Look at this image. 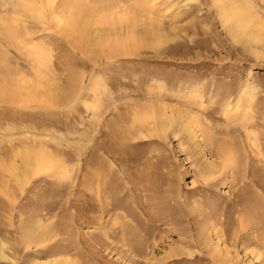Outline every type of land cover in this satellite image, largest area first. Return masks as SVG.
<instances>
[{"label":"rangeland","instance_id":"rangeland-1","mask_svg":"<svg viewBox=\"0 0 264 264\" xmlns=\"http://www.w3.org/2000/svg\"><path fill=\"white\" fill-rule=\"evenodd\" d=\"M53 2L45 18L0 12V85L12 83L0 96V264H264V190L249 176L264 182V45L237 42L212 0H89L103 17L83 39ZM244 2L264 20V0ZM119 41L129 53L114 51ZM35 72L49 88L23 87ZM71 91L70 102L44 100ZM149 106L173 123L136 121ZM222 140L246 161L244 179L243 165L222 170ZM27 148L56 164L22 188L12 177ZM243 183L240 204L228 205ZM40 223L56 234L23 243L27 230L44 234Z\"/></svg>","mask_w":264,"mask_h":264},{"label":"bare ground","instance_id":"bare-ground-1","mask_svg":"<svg viewBox=\"0 0 264 264\" xmlns=\"http://www.w3.org/2000/svg\"><path fill=\"white\" fill-rule=\"evenodd\" d=\"M213 1V5H215V6H218V8H219V11H220V13H221V15H222V18H223V20H224V23H225V25H227V28H228V31L230 32V34L232 35V37H234L235 38V40L237 41V42H239V43H242V44H247V45H251V44H253V45H255V46H258V45H264V20H262L261 18L262 17H260L258 14V12H255V10H252V7L250 6L251 4H248V3H246V2H244L243 0H212ZM53 2V0H0V12H5L6 13V11H8V10H10L11 12H9V13H12V15L13 14H15V15H17V18L19 19L20 17H23V18H25L26 16H29V18H33V16L34 15H37L39 18L40 17H42L43 16V18H45L46 16H47V10H46V8L45 7H47V5H50V6H52L51 5V3ZM54 2H55V0H54ZM53 2V3H54ZM62 7L64 8V10H63V8H62V10H59L60 9V6L58 7V10L61 12V13H67V17H66V19H65V21L64 20H62L63 22H64V24H66L67 26H70L71 28H73L74 29V31H75V33H77L78 34V36L80 37V38H82L83 39V37L85 36V35H87V34H89V31L91 30L90 29V27L92 26V23L94 24V22H99V19H102V17L103 16H101V14L102 13H99L98 12V14H95V11H90V6L89 7H87L89 4V0H62ZM88 5H87V4ZM91 3V2H90ZM58 4H59V1H58ZM86 5V6H85ZM92 5V4H91ZM56 6H57V4H56ZM108 6V5H107ZM103 7V6H102ZM110 8H112V7H110ZM48 9V8H47ZM51 9V8H50ZM52 9H54L53 7H52ZM254 9V8H253ZM51 11V10H50ZM97 11V10H96ZM101 11H102V9H101ZM16 12V13H15ZM53 12V11H52ZM52 12H50V13H52ZM56 13V12H55ZM97 13V12H96ZM1 14V13H0ZM53 14V13H52ZM58 14V12L56 13V15ZM135 14V13H134ZM8 15V14H7ZM6 15V16H7ZM56 15H55V18H56ZM103 15V14H102ZM1 16V15H0ZM3 16V15H2ZM25 16V17H24ZM37 16H35V18H37ZM59 16V15H58ZM57 16V17H58ZM64 16V15H63ZM123 17H124V21H125V23H126V25H129V24H127V23H131L130 25L132 26V24H134V19L135 18H132L131 16H129V15H122ZM122 16L120 17V19L119 20H121L122 19ZM9 17H11V15H9ZM16 17V16H15ZM61 17V19H62V16H60ZM119 17V16H118ZM3 18V17H2ZM8 18V17H7ZM64 18H65V16H64ZM112 18V17H111ZM6 19V18H5ZM4 19V20H5ZM9 19H13L12 17L11 18H9ZM18 19H17V21H18ZM26 19V18H25ZM25 19H23V22H24V20ZM54 19V18H53ZM58 19V21L57 22H59V21H61V19H59V17L57 18ZM113 19V18H112ZM34 20V19H33ZM33 20H32V22H33ZM38 20H41V19H38ZM44 20L45 19H42V21L44 22ZM117 20V19H116ZM21 21V20H20ZM30 21V20H29ZM56 21V20H55ZM102 21V20H101ZM9 22V21H8ZM13 22H16V21H14L13 20ZM27 21H25V23H26ZM41 22V21H40ZM42 22V23H43ZM56 22V23H57ZM103 22V21H102ZM111 22H114V19H113V21H111ZM7 23V22H6ZM5 23V24H6ZM22 23V22H21ZM20 23V24H21ZM29 23H31V21L29 22ZM115 23H116V21H115ZM3 24H4V22H3ZM4 24V25H5ZM8 24V23H7ZM6 24V25H7ZM13 23H11V25H12ZM27 24V23H26ZM122 24V23H121ZM135 25V24H134ZM8 27L10 26L9 24L7 25ZM5 27V26H4ZM12 27H14V26H12ZM7 29V28H6ZM6 29H4V30H6ZM15 29H16V26H15ZM19 29V28H18ZM9 30V29H8ZM7 30V32L9 33L10 32V30L8 31ZM13 30V29H12ZM14 31V30H13ZM17 32H19V31H17ZM146 33H152L153 35L155 34V35H157V37H158V28L157 29H151V28H147L146 29V32L144 33V34H146ZM5 34H6V31H5ZM128 34V33H127ZM8 35V34H7ZM14 35V34H13ZM13 35H12V37H13ZM19 35V34H18ZM101 35V34H100ZM5 36V35H4ZM16 36V35H15ZM21 36V35H20ZM11 37V36H10ZM77 37V36H76ZM104 37V36H103ZM128 37H131L130 36V33H129V36ZM133 37H135V35L133 36ZM140 37H142V36H140ZM78 38V37H77ZM117 38H119V37H117ZM142 38H144V37H142ZM160 38H162L161 36H160ZM3 39V38H2ZM123 39V38H122ZM121 39V40H122ZM137 39V38H136ZM11 40H12V38H11ZM74 40V39H73ZM138 40V39H137ZM77 41H80V40H77ZM124 41V40H123ZM10 42V41H9ZM79 43V42H78ZM125 43V42H124ZM124 43L122 42V41H119L117 44H115V47H116V49H114V51H122L123 53H129L130 51H127V50H125V48L124 49H122L123 48V45H124ZM6 44V43H5ZM10 44V43H9ZM81 44V43H80ZM133 44V43H132ZM130 50V49H129ZM133 50V49H132ZM25 51V50H24ZM113 51V53H112V55H116V54H114L115 52ZM123 53H118V54H123ZM1 54V53H0ZM3 54V53H2ZM44 54V53H43ZM111 54V53H110ZM32 55H34V54H32ZM35 56V55H34ZM43 56V55H42ZM41 56V57H42ZM3 56H1V58H2ZM38 57V56H37ZM45 57V56H44ZM0 58V59H1ZM4 58H5V55H4ZM47 58V57H46ZM49 59H51L50 57H49ZM34 60H35V58H34ZM37 60H38V58H37ZM40 60V59H39ZM0 61H3V60H0ZM31 61V60H30ZM48 61H50V60H48ZM51 62V61H50ZM2 63H4L3 65H5V62H2ZM1 62H0V69L2 70V69H4L3 68V65H1L2 64ZM41 63V62H40ZM38 65V64H37ZM32 66V65H31ZM7 67V66H6ZM5 67V68H6ZM36 68H37V66H36ZM41 68V67H40ZM43 68V67H42ZM39 69V68H38ZM6 70H8V68H6ZM6 70H5V72H4V74L6 73ZM37 70V69H36ZM40 70H43V69H40ZM4 71V70H3ZM1 72V71H0ZM9 72V71H8ZM32 72V71H31ZM43 72V71H42ZM33 73H34V71H33ZM36 73V72H35ZM1 74V73H0ZM7 74V73H6ZM31 74V73H30ZM36 76H35V78H34V80H31L30 82H31V84L28 86H23V87H25V89H26V87H28V88H31L32 87V90H33V92L35 93V91H34V87L36 86V87H39L40 85H41V87L43 86V87H45L46 89L47 88H49V86H48V84L49 83H47L48 81H47V79L44 81V80H42V78L41 77H43V76H41L40 75V73L38 72V73H36L35 74ZM43 75V74H42ZM1 76V75H0ZM4 76V75H3ZM40 76V78H38ZM2 77V76H1ZM5 78H9V77H5ZM44 78V77H43ZM12 79V78H11ZM33 81V82H32ZM1 82V81H0ZM96 82V81H95ZM3 83V85H0V90H1V92H0V96H4V97H7V95H8V93L9 92H11V88L9 87L12 83L11 82H9V84H8V82L6 83V81H4V82H2ZM17 83H19V82H17ZM29 83V82H28ZM92 85V84H91ZM4 86V87H3ZM17 86H19V85H17ZM17 86H15L16 88H17ZM20 87V86H19ZM22 88V87H21ZM20 88V89H21ZM92 88H94V87H92ZM19 89V90H20ZM14 90V89H13ZM17 90V89H16ZM28 90V89H27ZM38 89H36V91H37ZM50 90V89H49ZM29 91V90H28ZM58 92V91H57ZM57 92H51V93H53L52 95H48V96H45V98H44V100H45V102H49V103H51L52 102V104H54V105H58V104H60V103H65V102H67V101H69V100H71L70 98L73 96V93H72V91H71V93H67V95L66 96H59L58 94H57ZM70 92V91H69ZM74 92V91H73ZM32 93V92H31ZM76 93L77 92H74V95H76ZM9 94H11V93H9ZM10 96V95H9ZM74 97V96H73ZM28 98V97H27ZM31 98V97H30ZM24 99V98H23ZM32 99V98H31ZM43 99V98H42ZM29 100V99H28ZM54 102V103H53ZM70 102V101H69ZM68 104V103H67ZM64 105V104H63ZM151 106H149V108L147 107V108H144L143 109V111H139L140 113L136 116H134V118L135 117H137V118H135V120L136 121H138L139 123H141V124H144V123H147V121L148 120H152V118H154L153 120H156V122H159V125H161V122L163 121V120H166V122H168V124H169V122H172L173 121V119L172 118H167L166 116H162V115H167V114H165V113H162L161 115H159V111H157V110H159L158 108H157V110H156V108H154V110L152 109V108H150ZM95 108V107H94ZM156 112V113H155ZM157 112H158V114H157ZM164 112V111H163ZM99 115V113L98 112H93V116H98ZM173 116V115H172ZM168 117H170V116H168ZM96 118H98V117H96ZM149 118V119H148ZM241 118V117H240ZM188 119H189V117H188ZM242 119V118H241ZM99 120V119H98ZM180 120H181V118H180ZM243 120V119H242ZM174 121H175V119H174ZM191 121V120H190ZM193 122L195 123V121H194V119H193ZM173 123V122H172ZM177 123H178V121H177ZM176 123V124H177ZM175 124V123H174ZM146 125V124H145ZM179 125V124H178ZM192 125V124H191ZM191 125H190V127H191ZM194 125H196V124H194ZM197 126H199V124L197 125ZM195 126H193V128H194ZM187 128V127H186ZM197 128V127H196ZM199 128V127H198ZM184 129V127H182L181 129H180V127H179V130H181L182 132L185 130H183ZM159 130H161V129H158V132H155V133H157L158 135L159 134H163L164 132L163 131H160L159 132ZM188 131V130H187ZM235 131V130H234ZM189 132H190V130H189ZM188 132V133H189ZM191 132H192V130H191ZM190 132V133H191ZM196 132V131H195ZM127 133V132H126ZM184 133V132H183ZM185 133H187V132H185ZM187 133V134H188ZM193 134V133H192ZM205 134V133H204ZM207 132H206V137H207ZM210 134V133H209ZM208 134V135H209ZM213 134V133H212ZM212 134L211 135H209L210 137L212 136ZM227 134V133H226ZM193 136V135H192ZM204 136V135H203ZM207 137V138H209V140L210 141H212V138H210V137ZM205 137V136H204ZM214 137V136H213ZM229 137V136H228ZM207 138H205V141H206V139ZM230 138V137H229ZM231 138H232V135H231ZM32 139V138H31ZM55 139V138H54ZM213 139H215V138H213ZM208 140V141H209ZM215 140H217V139H215ZM220 140V139H219ZM224 140H226V139H224ZM224 140H222V141H224ZM233 140V139H232ZM238 140H240V139H238ZM53 141V140H52ZM209 141V142H210ZM221 141V144L219 145L220 147H221V149H218L219 148V146H218V150L217 151H215L216 152V154L218 155V156H220V158H222V170H225L226 168H228V169H231L233 172H234V166L237 164V166L236 167H238V163H237V160H238V158H236V154H235V152H233V151H231L230 150V147L231 146H227V150H225L224 148H222L223 147V143H225V141L224 142H222ZM54 142V141H53ZM208 142V143H209ZM213 142L214 143H216V144H219V142L217 141H214L213 140ZM226 142H230V140L228 141H226ZM233 142H236V141H233ZM239 142V141H238ZM40 143V142H39ZM206 143H207V141H206ZM212 143V142H211ZM210 143V144H211ZM44 144V143H43ZM210 144H207V145H209L210 146ZM215 144V145H216ZM226 144V143H225ZM224 144V145H225ZM227 144H229V145H235L234 143H227ZM214 145V144H213ZM212 145V146H213ZM222 145V146H221ZM239 145L241 146V144L239 143ZM208 146V147H209ZM212 146H211V148H212ZM39 147H41V146H39ZM233 147V146H232ZM235 147V146H234ZM36 148H38V147H36ZM46 148V147H45ZM215 147L213 146V148L212 149H214ZM242 148V147H241ZM28 149V148H27ZM26 149V150H27ZM33 149V148H32ZM41 149V148H40ZM43 149H44V147H43ZM209 149V148H208ZM25 149H24V151H19V153L17 154V156H19V158H20V165H21V167H20V169H18V171H17V173L16 174H14V177H12V178H15V180L17 181V183H18V185L20 186V187H22L23 188V186L26 184V183H28V181H29V179H31V177L33 176V174H36V172H40V171H42V170H44L45 168H47V167H50V166H52L54 163H55V161L53 162V159L51 158V156H49V155H46V154H44V153H40L39 151H36L35 153H31V152H34V151H31V150H27L26 151ZM215 150V149H214ZM29 151H31V152H29ZM210 151H211V149H210ZM241 151V150H240ZM37 152H39V153H37ZM210 153H212V155H213V150H212V152H210ZM216 154H214L215 156H217ZM239 154V153H238ZM237 154V157H239L240 155H241V157H242V154H240V155H238ZM245 154V153H244ZM59 156V155H58ZM217 156V157H218ZM246 157V156H245ZM54 158V157H53ZM160 158V157H159ZM60 159V158H59ZM246 159V158H245ZM211 161V160H210ZM241 161H242V159H241ZM243 161H245L244 160V155H243ZM249 162V161H248ZM59 163V162H58ZM200 163V162H199ZM244 163H246V161L244 162ZM244 163L242 164L243 165V172H242V178L244 179V177L246 176L244 173H247L246 171H245V169H247L245 166H246V164L244 165ZM56 164V163H55ZM205 166H206V164H207V166L209 165L208 164V162H206V160H205ZM58 165V164H57ZM234 165V166H233ZM242 165H239V166H241V168H242ZM11 167V166H10ZM214 167H216L214 164H210V167H209V171L205 168V167H203V168H205L209 173L207 174V175H204V181H207L208 179L210 180V179H213L212 177H214V170H216V169H214ZM14 168V169H13ZM13 170H15V167L13 166ZM18 168V167H17ZM16 168V169H17ZM90 168V167H89ZM240 168V167H239ZM240 168V169H241ZM250 168V167H249ZM61 169V168H60ZM201 169V168H200ZM236 171H238V168L237 169H235ZM228 171V170H227ZM245 171V172H244ZM206 172V171H205ZM220 172V171H219ZM221 173V172H220ZM219 173V174H220ZM225 173V172H224ZM237 173V172H236ZM12 174V175H13ZM235 174V173H234ZM249 174V173H248ZM11 175V174H10ZM222 175V174H221ZM255 175V174H254ZM100 176V175H99ZM220 176V175H219ZM249 176H250V178H251V180H252V182H253V185H254V183L256 184V187H259L260 189H262V190H264V182H262V180H259V179H257V178H255L252 174H251V170H250V174H249ZM216 177V176H215ZM233 177V176H232ZM257 177V176H256ZM66 178V177H65ZM235 178V177H234ZM241 178V179H242ZM68 179V178H67ZM262 179V178H261ZM235 180V179H234ZM233 180V181H234ZM16 181H15V183H16ZM107 181V180H106ZM232 181V182H233ZM241 182V181H240ZM74 183V182H73ZM123 183V182H122ZM84 184V183H83ZM100 184V183H99ZM113 184H114V182H113ZM17 185V186H18ZM94 185V184H93ZM112 185V184H111ZM115 185V184H114ZM95 186V185H94ZM20 187H18V188H20ZM102 187H103V185H102ZM126 187V186H125ZM106 188H108V187H106ZM112 188H113V185H112ZM91 190V189H90ZM103 191V190H102ZM248 191V188H247V186H246V184L245 183H243V185L241 186L240 185V188H238L237 189V191L236 192H234L233 193V197L232 198H230V200L228 201V205H231L232 207H234V208H237V206L240 204V202H241V198L243 197V195L246 193ZM105 192V191H104ZM108 192V191H107ZM111 191H109V193H110ZM254 192V191H253ZM121 193V192H120ZM258 193V192H257ZM257 193H255V195L257 194ZM260 193V192H259ZM259 193H258V195H259ZM113 195V193L111 192L110 194H108V195H110V196H112ZM117 194V193H116ZM254 194V193H253ZM106 195V194H105ZM231 195V194H230ZM114 196H116L115 194H114ZM98 197V196H97ZM231 197V196H230ZM257 197H259V198H262V197H260V195L259 196H257ZM256 196H255V198H257ZM99 198V197H98ZM105 198V197H104ZM112 198H113V196H112ZM258 198V199H259ZM113 199H116V198H113ZM118 200V199H117ZM125 201V200H124ZM123 202V201H122ZM261 202H263V200L261 201ZM108 203V202H107ZM117 203V202H116ZM125 204V203H124ZM222 205V204H221ZM242 205H244V204H242ZM20 209V208H19ZM210 209V208H209ZM223 209V208H222ZM221 209V210H222ZM35 211V210H34ZM71 211V210H70ZM236 211V210H235ZM10 212V211H9ZM208 212V211H207ZM212 212V211H211ZM206 213V212H205ZM238 213V212H237ZM208 214H209V212H208ZM208 214H206V216L208 215ZM217 214V213H216ZM231 214V213H230ZM240 214H241V212H240ZM2 215V214H1ZM34 215V214H33ZM211 215H212V213H211ZM247 216V215H246ZM0 217H3V216H0ZM34 217V216H33ZM212 217V216H211ZM220 217V216H219ZM233 218V217H232ZM243 218V217H242ZM217 219V218H216ZM247 219V218H246ZM218 220V219H217ZM245 220V219H244ZM253 220V219H252ZM30 221V220H29ZM212 221V220H211ZM246 221V220H245ZM245 221H244V223H245ZM21 222H22V220H21ZM28 222V221H27ZM31 222V221H30ZM23 223V222H22ZM30 224V223H29ZM36 224V223H35ZM41 225H43L42 223H40ZM66 224V223H65ZM70 224V223H69ZM243 224V223H242ZM24 225V224H23ZM31 225V224H30ZM52 225H54V224H52ZM51 225V226H52ZM40 226V225H39ZM39 226H34L35 227V230H33V232H37V230H38V227ZM43 226H46V225H43ZM42 226V227H43ZM50 226V225H49ZM49 226H46V228L44 227V229L42 228V230H41V227L39 228V230L41 231V233L42 232H44V234H40L39 236H36V234L35 235H32V236H30V234H32V233H30L29 232V230H27L28 228H31V226L30 227H28L27 228V226H26V228L24 227V226H21V230H22V227H23V230H27L26 231V233H24L25 235H24V238H23V243L25 242V244L26 245H28L29 243H40V242H46V241H48V240H50V238L51 237H53V235L54 234H56L54 231H51V230H53V227L51 228V226L49 227ZM58 226V225H57ZM66 226V225H65ZM245 226V225H244ZM51 228V230H48L47 228ZM239 227V226H238ZM67 228V227H66ZM21 230H20V232H21ZM22 230V231H23ZM44 230V231H43ZM67 230V229H66ZM24 231V232H25ZM76 231V230H75ZM28 232V233H27ZM32 232V231H31ZM39 232V231H38ZM54 232V233H53ZM60 232V231H59ZM22 234H23V232H21ZM52 233H53V235H52ZM133 234V233H132ZM141 234V233H140ZM58 235H59V233H58ZM57 235V236H58ZM125 235V234H124ZM145 235V234H144ZM28 236L30 237V239L28 238ZM118 236V235H117ZM138 239V238H137ZM108 240V239H107ZM136 240V239H135ZM138 242L139 241H141V240H137ZM137 241H136V243H137ZM263 241H264V239H263ZM21 242V241H20ZM132 242V241H131ZM3 243H6V242H4V240H3V242L0 240V257H2V258H4L5 257V255H4V253H3V251L1 250V247H2V244ZM129 243V242H128ZM14 244V243H13ZM44 244V243H43ZM138 244V243H137ZM141 244V243H140ZM140 244H138L139 246H140ZM143 244V243H142ZM42 245V244H41ZM131 245H132V243H131ZM263 245V244H262ZM24 246V245H23ZM5 247V246H4ZM25 247V246H24ZM26 247H28V246H26ZM44 247V246H43ZM7 248V247H6ZM142 248V247H141ZM13 249V248H12ZM131 249H133L132 247H131ZM136 251V250H135ZM180 252V251H179ZM138 253H140V252H138ZM69 259V258H68ZM5 260V259H4ZM64 260V259H63ZM72 260V259H71ZM70 259H69V261L68 260H64V261H68V262H72L73 263V261H71ZM63 261V262H64ZM63 262H61V264L63 263ZM66 263V262H65ZM47 264H58V262L54 259V260H50V262H48ZM67 264V263H66ZM69 264V263H68Z\"/></svg>","mask_w":264,"mask_h":264}]
</instances>
